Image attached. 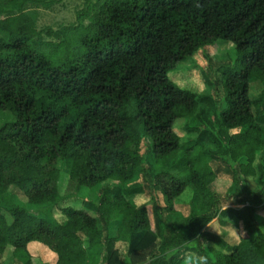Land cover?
<instances>
[{
  "label": "trees",
  "instance_id": "16d2710c",
  "mask_svg": "<svg viewBox=\"0 0 264 264\" xmlns=\"http://www.w3.org/2000/svg\"><path fill=\"white\" fill-rule=\"evenodd\" d=\"M16 1L0 0V15H9L0 18V114L15 117L0 127V264L9 245L19 264H33L31 241L54 251L49 264H183L199 255L208 264H264V162L256 163L264 151L256 107L264 99L250 93L254 79L264 94V0H95L77 24L40 30L24 11L28 0ZM218 39L237 49L235 67L217 69L223 106L218 132H209L221 153L199 141L207 129L188 123L208 96L168 77ZM46 44L74 53L55 61ZM224 156L235 175L257 180L254 191L245 182L249 191L226 205L211 165ZM62 172L76 188L106 186L97 201L62 207L59 222L17 203L13 188L28 203L54 205ZM188 186V213L175 223L176 200ZM146 191L150 197L137 203L134 196ZM215 219L243 230L237 244L204 229Z\"/></svg>",
  "mask_w": 264,
  "mask_h": 264
},
{
  "label": "rangeland",
  "instance_id": "374dc122",
  "mask_svg": "<svg viewBox=\"0 0 264 264\" xmlns=\"http://www.w3.org/2000/svg\"><path fill=\"white\" fill-rule=\"evenodd\" d=\"M23 0H17L16 3H21ZM50 1L48 4H43L37 2V0H28L25 6V12L28 13L34 20L37 30L50 27L52 29H63L64 27H71L78 23V15L82 9H84L88 2L95 0H47ZM9 5H4L3 7L8 8ZM13 15L20 13L19 10H14ZM9 16L6 13L0 15V18H5ZM88 19L84 23H88ZM2 32L0 31V35ZM48 37V36H47ZM45 35L44 41H59L60 39L48 37ZM44 50L50 55L53 60L65 59L66 57L72 55L73 47L71 46L67 50L63 48H56L54 45H43ZM237 57V49L233 42L218 39L214 43L207 46L200 47L187 61L178 64L176 67L168 71V77L180 88L192 90L199 97L208 96L205 99L200 100L199 108L194 117L188 121L190 125L194 126L197 131L202 129H207V135L203 139L199 140L204 145L205 148L209 150H215L217 153H221V146L217 142V137L209 131L218 132L219 122L218 115L223 106V91L218 87L217 83V69L219 66L223 65L222 68L229 69L235 67V61ZM263 86L259 80L252 79L251 81V95L253 97L264 99V94H262ZM262 94V95H261ZM258 114L264 117V105L260 104L256 107ZM15 119L14 115L10 111L2 112L0 114V127L4 124L11 122ZM181 121H178L176 125H179ZM198 133V132H195ZM221 134V133H220ZM222 135V134H221ZM220 135V136H221ZM196 135H186L185 139L195 137ZM223 136V135H222ZM226 158L225 162L218 160L211 163L213 168H218V176L213 182V187L217 192V195L223 198V205L230 204V197L241 198L240 190L245 188V182L249 189L254 191L257 186V180L254 177H243L242 173L234 174L230 171L229 164L234 165L233 160L230 156H224ZM264 162V151H261L257 155L256 163L257 165H262ZM147 166V163H146ZM227 169V170H226ZM229 169V170H228ZM148 173L152 174L148 169ZM142 177L136 179L132 184H138L142 181ZM239 184H236V183ZM115 182L110 183L114 187ZM128 184L125 188L131 186ZM68 180V175L62 172L58 181L59 187V197L54 205L51 203H28L26 202V197L23 192L18 188H13L15 197L22 200H17L20 205L24 206L31 213L43 217L50 221H63L65 215L62 212V207L64 206H76L82 207V201L84 199L97 201L101 195V189L106 186L105 182H102L95 186L83 185L79 188ZM248 190V189H247ZM192 187L188 186L185 192L180 195L176 202L179 206V212L175 216V223L179 220L183 221V218L187 215L188 209L185 203L189 202L192 197ZM249 191V190H248ZM250 191V192H252ZM149 191L137 194L134 199L137 203H142L149 198ZM16 198V199H17ZM5 201L0 202V204L5 205ZM233 221L231 218H227ZM261 222V219L258 218ZM10 221V218H9ZM179 227L177 230L183 229ZM204 229L215 235L221 237L225 242L229 244H237L239 242V235L243 233V230L236 231L232 227H225L219 225L218 221L215 219L209 222ZM261 230H264V224L260 226ZM201 242L204 245H211L217 249H222L220 245L215 244L208 238H201ZM44 245L39 241H31L28 244V250L32 254L31 259L33 264H49V261H54L56 254L49 247ZM43 248V249H42ZM43 255V256H42ZM3 264H19L17 257L14 254V249L11 245L7 246L4 252Z\"/></svg>",
  "mask_w": 264,
  "mask_h": 264
},
{
  "label": "clouds",
  "instance_id": "9594fccd",
  "mask_svg": "<svg viewBox=\"0 0 264 264\" xmlns=\"http://www.w3.org/2000/svg\"><path fill=\"white\" fill-rule=\"evenodd\" d=\"M183 264H208V257L199 255L195 260L193 257L188 256L183 260Z\"/></svg>",
  "mask_w": 264,
  "mask_h": 264
}]
</instances>
